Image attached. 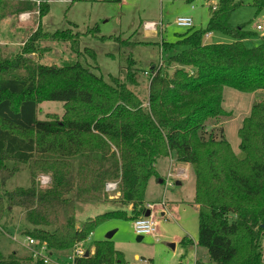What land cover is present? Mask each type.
<instances>
[{
  "label": "trees",
  "instance_id": "1",
  "mask_svg": "<svg viewBox=\"0 0 264 264\" xmlns=\"http://www.w3.org/2000/svg\"><path fill=\"white\" fill-rule=\"evenodd\" d=\"M48 1L14 4L15 12L37 8L40 21L20 52L0 58V186L20 168L30 173L29 186L0 192V221L19 207L27 237L45 242L50 251L70 249L104 220L128 215L111 210L78 226L77 200L108 202L106 188L113 182L120 193L114 201L133 205L130 217H140L146 212L148 181L158 175L157 160L173 156L195 170L198 245L207 248L216 264H264V98L255 101L239 128L243 158L219 125L230 115L223 107L224 87L264 91V41L247 46L245 39L253 33L229 22L234 0H219L205 29L191 28L176 42L161 43L166 57L150 69L147 103L128 86L139 84L133 68L126 81L114 76L110 81L96 73V65H48L28 56L37 52L41 40L74 37L71 29L43 30ZM212 31L233 41L206 43ZM178 46L182 49L176 52ZM85 50L97 62L96 52ZM44 101L62 102L63 113L40 119ZM40 174L50 175L46 186L40 184ZM187 241L192 243L187 236L181 243ZM93 246L94 252L77 257L76 264L124 262L112 239ZM0 264L46 263L0 251Z\"/></svg>",
  "mask_w": 264,
  "mask_h": 264
},
{
  "label": "rangeland",
  "instance_id": "2",
  "mask_svg": "<svg viewBox=\"0 0 264 264\" xmlns=\"http://www.w3.org/2000/svg\"><path fill=\"white\" fill-rule=\"evenodd\" d=\"M5 2L7 4H5ZM19 0H0V58L13 57L25 44L28 36L38 27L40 16L36 8L33 11H14V4ZM50 10L42 17L44 31L71 29L72 41L55 39L41 40L35 54L28 55L36 63L64 66L76 62L96 65V73L106 80L117 77L126 81L129 68L138 72L139 84L128 82L129 88L135 91L144 102L148 98L150 69L165 61L166 52L161 43L176 42L180 34L189 29H205L209 14L219 0H49ZM264 0H234L235 8L231 11L229 22L233 27L243 26L251 31L252 36L245 39L249 47L259 45L264 41ZM188 16L193 20V27L176 24L178 16ZM258 25L261 28H258ZM96 28L98 31L96 32ZM102 36H106L102 38ZM126 40L127 44L118 43V39ZM206 43H229L233 41L230 35L212 31L204 38ZM86 48L96 52L95 62ZM182 48L178 46L176 52ZM171 53V52H170ZM132 58L133 63L130 59ZM132 70V69H130ZM146 72H148L146 74ZM256 95V97H254ZM245 93L233 87L226 86L223 91V107L230 115L219 123L224 128L225 136L231 143L238 157L243 158L240 148L239 128L249 115L254 99L264 98V91L257 94ZM40 119H45L48 113H63L60 101H44L40 104ZM179 162L169 158H161L157 169L164 182L153 176L147 184L145 197L149 201H166L173 212L169 219L160 214H154L157 220L155 234L145 235L138 239L133 228L130 213L122 218H110L100 223L81 243L84 249H93L97 240L106 239L109 232L116 249L124 254L122 264H216L209 257L206 247L195 244L183 245L180 241L185 236L198 240V212L193 203L195 193V170L178 171ZM13 166V162L8 163ZM194 174V175H193ZM46 174H40V184L46 186L49 182ZM180 181L181 184L176 182ZM30 173L21 169L7 183L0 186V192L17 186H29ZM5 186V187H4ZM149 186V187H148ZM110 198L115 199L117 189L108 190ZM119 202H96L92 200L76 201V220L81 225L86 219L95 217L111 210L123 209ZM155 208V207H154ZM25 220L19 207H14L9 215L0 221V251L8 256L16 251L19 255H30L28 237L23 233ZM172 244L176 246L173 247ZM264 253V237L262 240ZM47 251H44L46 254ZM71 249L61 251L48 250L51 260L46 264H69L68 255ZM198 261V263H197Z\"/></svg>",
  "mask_w": 264,
  "mask_h": 264
},
{
  "label": "built area",
  "instance_id": "3",
  "mask_svg": "<svg viewBox=\"0 0 264 264\" xmlns=\"http://www.w3.org/2000/svg\"><path fill=\"white\" fill-rule=\"evenodd\" d=\"M217 6V5H216ZM216 6H214L213 8L215 9ZM176 24L179 26H185V27H192L193 26V20L192 18L188 17V16H178L176 18ZM258 28H261L260 25H258ZM209 35V33L206 34V37ZM159 65H162V61H160ZM148 72H146L147 74ZM152 76V74L150 75V77ZM50 181V178L47 177ZM48 181V182H49ZM116 188V183H108L107 184V190L110 189H115ZM148 207L151 210H154V204H149ZM133 228L136 234L141 235V236H145V235H151V234H155L156 229H157V221L155 216L153 215V213L151 212L149 216H145L142 215L140 217L134 218L133 219ZM84 242V241H82ZM79 242L77 244H75L72 248H70L72 250V253L70 255H68V259L70 261L69 264H76V258L85 255V253L87 251L90 252V250L84 249L81 246V243ZM28 243L31 246H35L32 249L33 252V256L34 257H39L42 258L44 260L45 263H50L51 260L49 259L47 252H48V248H47V244L45 242H42L41 244H37L38 241H36L33 238L28 237ZM44 251H47L46 254L44 253Z\"/></svg>",
  "mask_w": 264,
  "mask_h": 264
},
{
  "label": "crops",
  "instance_id": "4",
  "mask_svg": "<svg viewBox=\"0 0 264 264\" xmlns=\"http://www.w3.org/2000/svg\"><path fill=\"white\" fill-rule=\"evenodd\" d=\"M210 16H211V12H210V14H209V18H210ZM209 20V19H208ZM193 26H194V24H193ZM192 26V27H193ZM212 34V32H209V35L207 36V37H209L210 35ZM1 42V41H0ZM162 48V47H161ZM139 76L140 75H138L137 77L139 78ZM259 91H257V92H254V93H252L253 95L254 94H257ZM254 97H256V95H254ZM148 99V98H147ZM255 101H256V99H254ZM145 103H147V101L145 102ZM250 112V111H249ZM220 124V123H219ZM211 125H215V124H211ZM244 154V153H243ZM161 158H169L170 160H175L176 161V158L175 157H173V156H163V157H160L159 159H161ZM159 159L157 160V163H156V169H157V166H158V161H159ZM179 163L178 164H176V166H178V171L180 170V172H185L186 170H189V169H192V167H191V164H189V163H185V162H180V161H178ZM157 173H158V175L156 176V177H160L158 180H159V182L160 183H162V182H164V176H162L161 175V173H159V171H158V169H157ZM45 175V174H44ZM194 175V174H193ZM46 176H48V177H50V175H48V174H46ZM194 178H195V192H196V175H194ZM151 180V179H150ZM177 184H181L180 183V181H177L176 182ZM5 187V186H4ZM149 187V186H148ZM16 188V187H15ZM14 189V188H13ZM148 189V188H147ZM7 189H5V190H3L1 193L3 194L5 191H6ZM8 190H10V189H8ZM12 190V189H11ZM107 191V190H106ZM147 191V190H146ZM108 192V191H107ZM119 192H118V195L115 197V199H117L118 197H119ZM108 195H109V198H110V194H109V192H108ZM146 196V195H145ZM115 199H112V198H110V202H113V203H116L117 204V201H114ZM120 203V202H119ZM193 203L195 204V206H196V210H197V212H198V208H199V205H197L196 203H195V193H194V198H193ZM149 204H154V210H151L149 207H148V205ZM168 205V203L166 202V201H159L158 199H156L155 201H149V200H147V198L145 197V199H144V207L146 208V211L147 210H150V213L152 212L153 213V215L155 214H160V216H162V217H157L158 219L159 218H163V219H169V214H172L171 212H173L172 210H171V208L170 207H168L167 206ZM124 206V208H123V210H125V211H127V213L129 214L130 213V215L131 214H133V205H123ZM146 213V212H145ZM145 215V214H144ZM91 218V217H90ZM87 220V219H86ZM157 221V220H156ZM78 226H80V225H78ZM115 233V232H114ZM91 235V234H90ZM114 235V234H113ZM186 237V236H185ZM188 238H189V236H187ZM184 238V237H183ZM191 239V238H190ZM192 240V243H189L188 241L186 242V244H183V245H190V244H196L197 245V241H194L193 239H191ZM180 243H181V241H180ZM29 244V243H28ZM182 244V243H181ZM115 245V244H114ZM172 246L173 247H175L176 245L175 244H172ZM28 247V249H29V253H30V255H32L33 256V252H32V249L35 247V246H31L30 244H29V246H27ZM93 247V249H90V253H93L94 252V246H92ZM197 263H198V261H197Z\"/></svg>",
  "mask_w": 264,
  "mask_h": 264
},
{
  "label": "water",
  "instance_id": "5",
  "mask_svg": "<svg viewBox=\"0 0 264 264\" xmlns=\"http://www.w3.org/2000/svg\"><path fill=\"white\" fill-rule=\"evenodd\" d=\"M173 70H174V69L170 70V72H173ZM149 215H150V210H147L146 213H145V216H149ZM113 234H114L113 231L109 232V233L107 234V236H106V239H111L112 236H113ZM142 237H143V236L138 235V239H140V238H142ZM89 253H90V252L87 251V252L85 253V255L88 256Z\"/></svg>",
  "mask_w": 264,
  "mask_h": 264
}]
</instances>
